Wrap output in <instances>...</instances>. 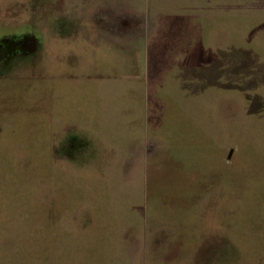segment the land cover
Instances as JSON below:
<instances>
[{"label":"rangeland","instance_id":"1","mask_svg":"<svg viewBox=\"0 0 264 264\" xmlns=\"http://www.w3.org/2000/svg\"><path fill=\"white\" fill-rule=\"evenodd\" d=\"M148 1L135 81L0 0V264H264V0Z\"/></svg>","mask_w":264,"mask_h":264},{"label":"crops","instance_id":"2","mask_svg":"<svg viewBox=\"0 0 264 264\" xmlns=\"http://www.w3.org/2000/svg\"><path fill=\"white\" fill-rule=\"evenodd\" d=\"M87 1H89L88 5ZM49 5L52 8L51 12L65 9L64 13H66L54 21L58 25V36L55 33L53 36L57 37L59 54L63 53L60 50L63 49L62 42L65 43V54L72 50L69 48L71 43L78 54L79 52L84 53L85 50L94 46L96 49L103 45L119 46L123 49L122 53L128 57L132 67L135 65L136 70L134 71L137 73L135 81L141 79V50L147 46L148 41L158 44L157 33L164 15L158 12L159 4L156 5L155 2L148 0H126L124 3L117 0H42L43 8L47 6L50 9ZM81 8H89V11L82 14L81 11L78 12V9ZM156 9H158L157 14ZM78 13H81L79 17H77ZM85 16L89 18H85ZM165 16H169V14L166 13ZM70 21L74 26L65 27L64 25ZM65 31L67 35L63 38ZM156 38L157 40H155ZM43 63L44 67L47 66L45 59ZM64 66L66 65L63 63ZM46 69L44 68V71ZM191 70L195 71L194 67ZM43 74L46 73L43 72ZM91 130L93 133L95 131L99 133L97 129L91 128Z\"/></svg>","mask_w":264,"mask_h":264},{"label":"flooded vegetation","instance_id":"3","mask_svg":"<svg viewBox=\"0 0 264 264\" xmlns=\"http://www.w3.org/2000/svg\"><path fill=\"white\" fill-rule=\"evenodd\" d=\"M10 39H7V42H6V44L7 43H9V40L10 41H12V37H9ZM5 39V38H4ZM5 44V45H6ZM4 45V46H5ZM4 46H2V47H0V50L1 51H4L6 54H13V53H15V55H22V54H25V52H23V51H21V49L20 48H16V50H12V46L11 47H9V48H4Z\"/></svg>","mask_w":264,"mask_h":264}]
</instances>
